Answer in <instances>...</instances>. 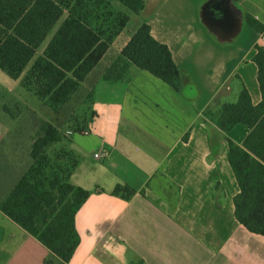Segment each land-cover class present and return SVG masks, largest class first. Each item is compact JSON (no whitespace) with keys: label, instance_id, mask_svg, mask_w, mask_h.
Returning <instances> with one entry per match:
<instances>
[{"label":"crops","instance_id":"1","mask_svg":"<svg viewBox=\"0 0 264 264\" xmlns=\"http://www.w3.org/2000/svg\"><path fill=\"white\" fill-rule=\"evenodd\" d=\"M110 1L129 17L126 27L60 112L41 102L46 120L71 133V142L59 145L79 160L71 183L91 193L76 217L81 243L69 264H264V237L235 217L240 189L228 160L227 140L242 146L250 130L217 126L223 106L236 103L243 86L255 106L261 103L254 58L264 35L250 25L239 47L222 53L195 24L200 0H145L140 14ZM242 2L248 18L264 26V0ZM146 12L124 35L131 19ZM143 23L171 50L182 75L179 91L122 59ZM119 62L123 79L107 81ZM71 120L89 133L72 132ZM117 185L130 186L135 196H114ZM49 257L0 212V264H45Z\"/></svg>","mask_w":264,"mask_h":264},{"label":"trees","instance_id":"2","mask_svg":"<svg viewBox=\"0 0 264 264\" xmlns=\"http://www.w3.org/2000/svg\"><path fill=\"white\" fill-rule=\"evenodd\" d=\"M131 13L145 10V0H116ZM105 0H0V70L53 112H60L89 74L109 51L114 39L129 21L125 14L115 34L107 36L93 24ZM107 4V2H106ZM108 5V4H107ZM44 52L38 51L47 42ZM254 30L264 35V26L248 18ZM121 57L179 91L182 75L167 45L158 42L147 23L141 24L123 48ZM254 61L262 101L254 105L246 87L236 103L225 104L217 120L223 132L246 125L250 132L242 146L228 139V160L239 185L234 200L235 217L250 233L264 237V47ZM126 68L115 63L107 81L123 79ZM75 120V119H74ZM75 132L86 126L71 120ZM71 142L50 121L41 120L30 147L32 164L9 196L0 202V212L50 252L45 264H69L81 243L76 217L91 193L71 183L79 160L61 147ZM136 191L117 185L113 195L129 200ZM131 264H144L142 261Z\"/></svg>","mask_w":264,"mask_h":264},{"label":"rangeland","instance_id":"3","mask_svg":"<svg viewBox=\"0 0 264 264\" xmlns=\"http://www.w3.org/2000/svg\"><path fill=\"white\" fill-rule=\"evenodd\" d=\"M106 2L100 6L92 22L96 27H101L107 36H111L117 32L120 23L124 21L122 16L124 13L120 11L117 3L110 0ZM130 14L133 13L130 12ZM146 16L147 12L134 16L124 35H127L128 31L136 27L137 23L143 21ZM63 21L64 19L38 51L36 59L42 55ZM46 112L34 94L21 87L20 80L11 79L0 70V202L9 196L16 185L17 182H14V179L19 172L25 170L26 173L31 166L30 147L41 120L48 118ZM68 137H71V134ZM56 149L61 147L58 145ZM1 168H5L13 180H10V177L8 180L5 179Z\"/></svg>","mask_w":264,"mask_h":264},{"label":"water","instance_id":"4","mask_svg":"<svg viewBox=\"0 0 264 264\" xmlns=\"http://www.w3.org/2000/svg\"><path fill=\"white\" fill-rule=\"evenodd\" d=\"M194 18L204 40L222 53L238 48L250 29L242 0H200Z\"/></svg>","mask_w":264,"mask_h":264},{"label":"built area","instance_id":"5","mask_svg":"<svg viewBox=\"0 0 264 264\" xmlns=\"http://www.w3.org/2000/svg\"><path fill=\"white\" fill-rule=\"evenodd\" d=\"M72 132H75L74 129L72 130ZM80 133H82V134H88V133H89V128L83 130V131L80 132ZM70 134H71V133H70ZM95 157H96V158H99V155L97 154V155H95Z\"/></svg>","mask_w":264,"mask_h":264}]
</instances>
